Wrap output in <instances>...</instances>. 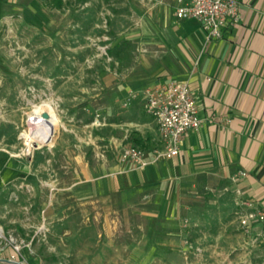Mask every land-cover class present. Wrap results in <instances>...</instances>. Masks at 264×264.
<instances>
[{"label":"rangeland","instance_id":"1","mask_svg":"<svg viewBox=\"0 0 264 264\" xmlns=\"http://www.w3.org/2000/svg\"><path fill=\"white\" fill-rule=\"evenodd\" d=\"M173 1L0 0V223L30 264L260 263V249L238 247L227 207L203 216L185 186L106 194L97 183L121 170L111 136L156 145L141 101L123 100L164 76L177 31L155 18ZM41 110L51 136L28 145L20 132Z\"/></svg>","mask_w":264,"mask_h":264},{"label":"crops","instance_id":"2","mask_svg":"<svg viewBox=\"0 0 264 264\" xmlns=\"http://www.w3.org/2000/svg\"><path fill=\"white\" fill-rule=\"evenodd\" d=\"M174 6L175 0L172 10L155 18L169 20L177 32L165 67L157 68L155 73L164 76L159 80L153 77V84L163 79L185 80L202 123L198 129L184 132L178 154L160 156L133 168L119 160L124 145L140 146L146 159L152 157L154 146L160 148L156 123L145 112L154 123L156 145L147 152L143 148L147 136L141 140L138 132L132 142L127 140L126 132L121 140L111 136L110 141L118 148L115 158L121 170L97 183L104 186L106 194H123L133 186L144 192L147 185H158L162 193L168 194L185 186V205L190 207L191 202L198 200L201 215L222 216L227 207L234 229L244 238L238 247L260 249L261 264L264 220L254 222L250 231L244 233L237 229V213L244 208V199L264 211V0H238V21L223 29L220 37L210 38H206L197 19L177 18ZM241 170L245 174L239 173ZM191 193L197 194L198 199ZM2 260L6 264H30L27 260L19 262L8 245L0 250Z\"/></svg>","mask_w":264,"mask_h":264},{"label":"built area","instance_id":"3","mask_svg":"<svg viewBox=\"0 0 264 264\" xmlns=\"http://www.w3.org/2000/svg\"><path fill=\"white\" fill-rule=\"evenodd\" d=\"M174 14L177 18L197 19L206 38L220 37L223 29L238 21V0H175ZM135 99L141 101L145 112L154 119L160 148H155L152 157L146 159L140 146L124 145L119 151V160L133 168L144 166L160 156L178 154L184 132L189 128L198 129L202 123L195 98L185 80L165 79L140 89H128L123 105H129ZM43 112L45 111L41 110L39 113L42 118H46L42 115ZM239 173L245 174V171L241 170ZM241 203L244 208L238 210L237 229L248 233L254 222L264 220V211L254 208L249 200L244 199ZM26 244L21 236H16L0 224V250L8 245L18 256V261L26 263L21 253ZM11 258L16 260L14 256ZM262 263L264 264V257ZM0 264L6 263L2 260Z\"/></svg>","mask_w":264,"mask_h":264},{"label":"bare ground","instance_id":"4","mask_svg":"<svg viewBox=\"0 0 264 264\" xmlns=\"http://www.w3.org/2000/svg\"><path fill=\"white\" fill-rule=\"evenodd\" d=\"M31 116L28 119H35L36 128L31 129V126H29V129H24L20 132L21 137H24L25 143L28 145H30V141L41 142L45 138H49L53 130L52 122L54 117L52 114L49 115L47 113L46 118H42L41 114L36 112L31 114ZM28 123H30V120H28Z\"/></svg>","mask_w":264,"mask_h":264},{"label":"trees","instance_id":"5","mask_svg":"<svg viewBox=\"0 0 264 264\" xmlns=\"http://www.w3.org/2000/svg\"><path fill=\"white\" fill-rule=\"evenodd\" d=\"M52 3L55 5V6H60L63 2V0H51Z\"/></svg>","mask_w":264,"mask_h":264},{"label":"water","instance_id":"6","mask_svg":"<svg viewBox=\"0 0 264 264\" xmlns=\"http://www.w3.org/2000/svg\"><path fill=\"white\" fill-rule=\"evenodd\" d=\"M42 115H43V116H47V112H43Z\"/></svg>","mask_w":264,"mask_h":264}]
</instances>
